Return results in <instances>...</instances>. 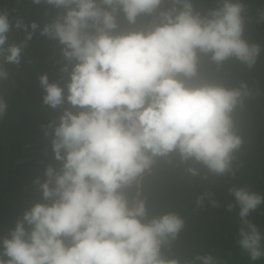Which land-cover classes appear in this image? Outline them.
<instances>
[{
	"label": "trees",
	"instance_id": "obj_1",
	"mask_svg": "<svg viewBox=\"0 0 264 264\" xmlns=\"http://www.w3.org/2000/svg\"><path fill=\"white\" fill-rule=\"evenodd\" d=\"M0 264H264V0H0Z\"/></svg>",
	"mask_w": 264,
	"mask_h": 264
},
{
	"label": "built area",
	"instance_id": "obj_2",
	"mask_svg": "<svg viewBox=\"0 0 264 264\" xmlns=\"http://www.w3.org/2000/svg\"><path fill=\"white\" fill-rule=\"evenodd\" d=\"M149 172V171H148ZM140 181H141V175L139 172H132L129 174V176L126 178L125 180V185L128 187H137V189L140 188ZM137 195H139V190ZM137 198L135 200V202H137ZM137 216V207H134V211H133V215H132V219L135 220Z\"/></svg>",
	"mask_w": 264,
	"mask_h": 264
}]
</instances>
